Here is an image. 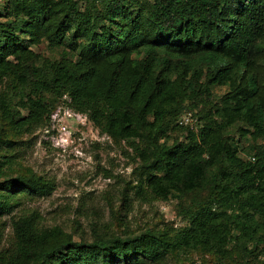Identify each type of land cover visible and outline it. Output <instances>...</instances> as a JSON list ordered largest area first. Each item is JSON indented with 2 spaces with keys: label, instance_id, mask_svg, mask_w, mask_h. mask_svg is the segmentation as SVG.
<instances>
[{
  "label": "trees",
  "instance_id": "16d2710c",
  "mask_svg": "<svg viewBox=\"0 0 264 264\" xmlns=\"http://www.w3.org/2000/svg\"><path fill=\"white\" fill-rule=\"evenodd\" d=\"M2 2L5 124L18 134L47 126L63 102L130 145L153 198L189 205L187 225L171 237L151 229L110 235L92 225L90 240L75 241L32 210L10 217L7 236L2 218L25 196L47 195L49 185L34 174L11 176L16 159L5 152L0 264H165L175 249L224 253L232 242L242 264H255L264 247V144L256 143L264 139V0H92L84 9L76 0ZM43 40L61 50L59 59L30 49ZM200 62L206 76L198 92L229 91L213 114L199 115L201 128L196 121L190 129L178 118L194 109L189 94L198 89L186 77L203 74ZM235 126L237 141L228 133ZM0 143L9 151L15 141L0 129Z\"/></svg>",
  "mask_w": 264,
  "mask_h": 264
},
{
  "label": "rangeland",
  "instance_id": "374dc122",
  "mask_svg": "<svg viewBox=\"0 0 264 264\" xmlns=\"http://www.w3.org/2000/svg\"><path fill=\"white\" fill-rule=\"evenodd\" d=\"M76 1L81 9L90 8L92 3V0ZM30 49L40 59L61 57V50L52 49L46 40L32 45ZM196 68L202 69L201 76H194L193 72L187 73L186 77L198 89L192 94L187 93L190 97L195 96L192 103L194 109L191 112L185 110L178 122L184 114L191 113L201 128L203 121L198 119L199 115L213 114L229 87L215 86L207 92H198L205 83L206 70L202 62ZM8 87L6 83L1 84L0 92L8 91ZM57 108L61 125L67 131L64 133L54 126L56 130L53 136L46 131V126L18 134L5 124L0 113V129L6 138L15 141L9 151L0 143V154L6 152L5 155H13L16 159L10 175L34 174L49 185L47 195L31 193L25 196L9 215L2 218L7 236L10 234V217L27 210L36 211L43 226L71 234L75 241L79 237L90 240L92 225L110 235L126 232L139 234L151 229L168 237L187 225L184 212L189 200L170 198L164 201L153 198L143 184V170L140 168L143 162L126 141L114 140L101 133L87 116L74 112L63 102ZM237 127L228 130L235 141L238 140ZM172 136L181 140L177 134ZM256 143L264 144V139H258ZM249 144L248 139L240 140L243 149H247ZM239 157L245 160L247 156L241 151ZM255 257V264L264 262L263 246H258ZM165 262L242 264L234 242L226 247L224 253L175 249Z\"/></svg>",
  "mask_w": 264,
  "mask_h": 264
},
{
  "label": "built area",
  "instance_id": "2783aa9c",
  "mask_svg": "<svg viewBox=\"0 0 264 264\" xmlns=\"http://www.w3.org/2000/svg\"><path fill=\"white\" fill-rule=\"evenodd\" d=\"M62 119H60V111L57 108L51 115H50V120H49V124L46 126V131L49 133V135H52V132H54V126H57V130L62 132H66L67 128H65V126L61 125ZM179 125L181 126H185V127H190V129H195L197 122L196 120L193 118L191 113H186L183 115L182 119L179 120L178 122ZM59 128V129H58Z\"/></svg>",
  "mask_w": 264,
  "mask_h": 264
}]
</instances>
